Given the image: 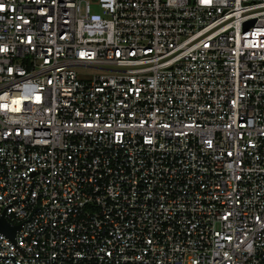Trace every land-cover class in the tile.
Wrapping results in <instances>:
<instances>
[{"label":"built area","instance_id":"2783aa9c","mask_svg":"<svg viewBox=\"0 0 264 264\" xmlns=\"http://www.w3.org/2000/svg\"><path fill=\"white\" fill-rule=\"evenodd\" d=\"M33 178L16 264H264V0H0V215Z\"/></svg>","mask_w":264,"mask_h":264},{"label":"water","instance_id":"95a60500","mask_svg":"<svg viewBox=\"0 0 264 264\" xmlns=\"http://www.w3.org/2000/svg\"><path fill=\"white\" fill-rule=\"evenodd\" d=\"M249 23L250 22H248V24ZM39 172H40V170H32L29 173V175L33 176L34 174L39 173ZM43 172L46 173L47 171L44 170ZM34 182H35V179L33 178L32 182H31V187H30V192H29L28 197H26L24 199H18L16 201H13V202L7 204L4 207L2 214L0 215V233L4 234L24 255H25V251L26 250L23 247L19 246L18 243H17V240H16L17 230H22L23 227H24V223L26 221L30 220L33 217V215H34V212L36 210L41 209V207L37 206L36 209L33 211L32 215L30 216V218L24 220L23 222H21L19 224H12L9 221V219L5 216V212H6V209L8 208L9 205H12V204L20 202V201H26V200H28L30 198L31 192H32V187L34 186ZM0 257H12L13 261H14V264H16L15 255H0Z\"/></svg>","mask_w":264,"mask_h":264}]
</instances>
